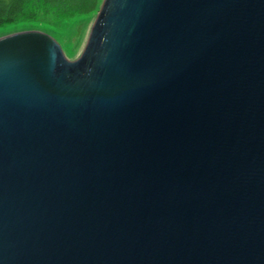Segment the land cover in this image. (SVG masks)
Masks as SVG:
<instances>
[{
    "label": "water",
    "instance_id": "1",
    "mask_svg": "<svg viewBox=\"0 0 264 264\" xmlns=\"http://www.w3.org/2000/svg\"><path fill=\"white\" fill-rule=\"evenodd\" d=\"M0 264H264V0L0 36Z\"/></svg>",
    "mask_w": 264,
    "mask_h": 264
},
{
    "label": "rangeland",
    "instance_id": "2",
    "mask_svg": "<svg viewBox=\"0 0 264 264\" xmlns=\"http://www.w3.org/2000/svg\"><path fill=\"white\" fill-rule=\"evenodd\" d=\"M101 3L102 0H99L97 8L89 13L66 18L44 12L39 14L25 13L19 19L0 26V36L27 29L42 30L52 35L58 41L66 56L73 59L83 49Z\"/></svg>",
    "mask_w": 264,
    "mask_h": 264
},
{
    "label": "trees",
    "instance_id": "3",
    "mask_svg": "<svg viewBox=\"0 0 264 264\" xmlns=\"http://www.w3.org/2000/svg\"><path fill=\"white\" fill-rule=\"evenodd\" d=\"M99 0H0V26L26 14L50 13L61 18L89 13Z\"/></svg>",
    "mask_w": 264,
    "mask_h": 264
}]
</instances>
